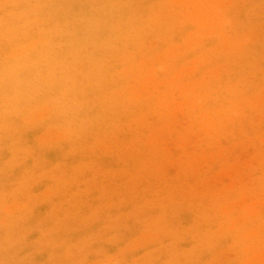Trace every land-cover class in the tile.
Here are the masks:
<instances>
[{
	"label": "rangeland",
	"instance_id": "1",
	"mask_svg": "<svg viewBox=\"0 0 264 264\" xmlns=\"http://www.w3.org/2000/svg\"><path fill=\"white\" fill-rule=\"evenodd\" d=\"M0 264H264V0H0Z\"/></svg>",
	"mask_w": 264,
	"mask_h": 264
}]
</instances>
